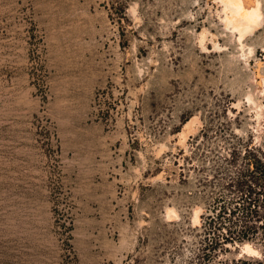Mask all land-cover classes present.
<instances>
[{
  "label": "rangeland",
  "instance_id": "374dc122",
  "mask_svg": "<svg viewBox=\"0 0 264 264\" xmlns=\"http://www.w3.org/2000/svg\"><path fill=\"white\" fill-rule=\"evenodd\" d=\"M220 9L0 0V264H264V22Z\"/></svg>",
  "mask_w": 264,
  "mask_h": 264
},
{
  "label": "bare ground",
  "instance_id": "6f19581e",
  "mask_svg": "<svg viewBox=\"0 0 264 264\" xmlns=\"http://www.w3.org/2000/svg\"><path fill=\"white\" fill-rule=\"evenodd\" d=\"M221 5V16L220 20L224 28L228 30L231 34L236 36L237 42L240 44V47L243 49L245 46V41L248 37L252 36L255 31L263 24L264 22V12L263 4L261 0H218ZM206 34V33H205ZM204 43V42H203ZM213 47V46H212ZM214 47H219L218 44H214ZM203 49H206L203 46ZM202 49V50H203ZM249 53H253L252 49H249ZM247 62V60H246ZM262 66L261 61H257L256 70L253 72V83L255 88L258 90L261 96H264V73L260 71ZM247 102L249 104L258 106L253 96L247 94ZM239 107L238 104H233L232 108ZM262 106H259L261 108ZM258 112V111H257ZM259 112L256 114V117L259 118ZM195 119H192L190 122L184 125L185 130L191 132L194 126ZM182 141L187 138L186 133L182 132L180 134ZM201 210L196 208L193 212V224L199 223ZM166 218L169 220L178 218V213L174 208L166 209ZM168 220V219H167ZM240 250L246 255L254 256L259 254L258 251L250 244L244 243L239 246Z\"/></svg>",
  "mask_w": 264,
  "mask_h": 264
}]
</instances>
